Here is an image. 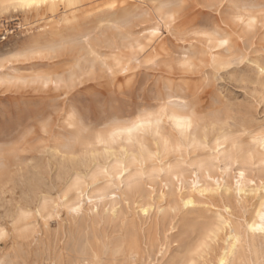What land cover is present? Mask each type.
Instances as JSON below:
<instances>
[{
	"label": "rangeland",
	"instance_id": "374dc122",
	"mask_svg": "<svg viewBox=\"0 0 264 264\" xmlns=\"http://www.w3.org/2000/svg\"><path fill=\"white\" fill-rule=\"evenodd\" d=\"M0 190V264H215L264 197V0L0 2Z\"/></svg>",
	"mask_w": 264,
	"mask_h": 264
},
{
	"label": "bare ground",
	"instance_id": "6f19581e",
	"mask_svg": "<svg viewBox=\"0 0 264 264\" xmlns=\"http://www.w3.org/2000/svg\"><path fill=\"white\" fill-rule=\"evenodd\" d=\"M52 1H60V2H64V3H66L67 5H69V6H74L75 4H76V2L78 1V0H0V2H2V3H8V2H12V3H16V5H18L19 7H22V8H28V9H30V8H32V7H35V8H37V7H39V6H42V5H45L46 3H48V2H52ZM14 5V4H13ZM117 18V17H116ZM171 120H172V122H173V124H174V126L177 128V129H179L180 130V132H182V131H188V129L191 127V125H192V119L189 117V116H185V115H177V114H173V115H171ZM146 122V121H145ZM145 122H140L139 123V126H141V127H143L144 125H145ZM124 133V132H123ZM184 133V132H183ZM127 134H131V131H129V130H127ZM99 139H101L100 137H99ZM107 139H110V138H107ZM98 140V139H97ZM109 141H111V140H109ZM108 141V142H109ZM100 142H103V140H100ZM104 144H105V142H103ZM101 144V143H100ZM106 153H108L107 151H106ZM92 154V153H91ZM85 155V154H84ZM88 156V155H87ZM135 157V156H134ZM143 158V157H142ZM145 160V159H144ZM110 164V163H109ZM61 166H63V164L61 165ZM20 178V177H19ZM41 178H43V177H41ZM13 179V178H12ZM11 179V180H12ZM22 179V178H21ZM27 179V178H26ZM44 179V178H43ZM8 180V179H7ZM19 180V179H18ZM17 179H16V181H18ZM23 180V179H22ZM24 180H25V178H24ZM38 179L36 178V182H35V185L33 184V186H31V185H29L28 184V188H27V185H26V188H27V190L26 191H24V192H22L21 193V199L23 200V202H24V204H22V205H24L26 208H28V209H30L32 206H34L35 205V203H36V205H37V201H43L44 202V199L45 198H39V194H40V192H41V188H44V187H46V182L44 183L43 182V180L42 179H40V180H38ZM47 179L45 178L44 179V181H46ZM10 181V180H9ZM27 181H29L28 179H27ZM125 181V180H124ZM19 182V181H18ZM22 183H24V182H22ZM30 183H31V181H30ZM14 186L13 187H15L16 185H15V183H12ZM11 184V185H12ZM17 184V183H16ZM5 185H7L8 186V184H5ZM10 185V186H11ZM48 186V185H47ZM12 187V186H11ZM24 186H22L21 187V189H24L23 188ZM107 188V187H106ZM5 189V188H4ZM3 189V190H4ZM16 189V188H15ZM47 189V188H46ZM9 190V192H10V189H8ZM7 190V191H8ZM20 190V189H19ZM1 191V190H0ZM44 192H46V190H43ZM5 192V191H4ZM14 192H16L15 190H14ZM20 192V191H19ZM10 193H12V192H10ZM47 193V192H46ZM3 194H5V193H3ZM6 194H7V192H6ZM97 194V193H96ZM0 195H2V192H0ZM18 195V194H17ZM40 195H42V194H40ZM3 196H5V195H3ZM9 196V195H8ZM19 197H20V195H18ZM18 196H17V201H18ZM44 196H45V193H44ZM48 196H49V194H48ZM80 198H82V197H80ZM42 199V200H41ZM86 199H89V197H87ZM109 199V198H108ZM50 199H48V201H49ZM47 201V200H46ZM47 201V202H48ZM6 202V201H5ZM19 202V201H18ZM21 202V201H20ZM1 203H2V200H1ZM1 203H0V205H1ZM6 203H8V202H6ZM97 203H98V201H97ZM40 204V205H39ZM39 206L37 207L38 209H36L37 211H39V210H43V209H45V210H47L46 208H47V206L45 205L44 206V203H40L39 202ZM49 204V203H48ZM3 205V204H2ZM6 205V204H5ZM11 205V204H10ZM190 205H192V201H191V199H186V200H183V206L184 207H187V206H190ZM6 206H8V205H6ZM3 207V206H2ZM46 207V208H45ZM73 207H75V206H73ZM72 207V208H73ZM10 208V207H9ZM13 208V207H12ZM71 208V207H70ZM71 208V209H72ZM4 209L5 208H3L2 210L4 211ZM8 209V208H7ZM6 209V210H7ZM50 209V208H49ZM48 209V210H49ZM52 209V208H51ZM50 209V210H51ZM10 210V209H9ZM8 210V211H9ZM14 210H15V208H14ZM20 210H21V208H20ZM22 210H25V209H22ZM35 210V211H36ZM44 210V211H45ZM41 211H39V215L38 216H40V212ZM43 211V212H44ZM75 211V210H74ZM74 211H72V212H74ZM15 212V211H14ZM19 212V211H18ZM27 211H24V213H26ZM29 212V211H28ZM31 212V211H30ZM30 212H29V214H30ZM42 212V213H43ZM77 212V211H76ZM75 212V213H76ZM78 212H80V211H78ZM147 212V210L146 209H143L142 210V213H146ZM17 213V212H16ZM16 213H15V215H16ZM22 213H23V211H22ZM21 213V214H22ZM32 213V212H31ZM41 213V214H42ZM18 214H20V213H18ZM33 214H34V212H33ZM32 214V215H33ZM36 214V213H35ZM44 214H45V212H44ZM11 215V214H10ZM23 215V214H22ZM25 215V214H24ZM23 215V216H24ZM26 215H27V213H26ZM31 215V214H30ZM37 215V214H36ZM43 215V214H42ZM3 215H1V217H2ZM44 216V215H43ZM0 217V218H1ZM15 217V216H14ZM14 217L12 218L13 220H14ZM20 217H21V215H20ZM42 217V216H41ZM18 218V217H17ZM5 219V216H4V218H3V220ZM7 219V218H6ZM5 219V220H6ZM7 220H9V218L7 219ZM18 220H19V218H18ZM30 220V219H29ZM23 221V220H22ZM25 221H27V220H25ZM225 221H227V220H225ZM15 222H17L16 221V219H15ZM172 222V221H171ZM170 222V223H171ZM18 223V222H17ZM170 223H168V225H171ZM158 225V226H157ZM163 224H162V222L160 223V222H158L156 225H155V230L157 231L158 229V227L159 226H162ZM163 227H165V225H163ZM243 232L242 231H238V229L232 224V223H222V224H220L219 226H215V227H213L212 229H209L208 230V235H206V238H208V239H213V238H215V237H217V234H218V232L221 230V232H222V230H224L225 231V236H226V238H225V245H224V247L221 249V247L219 248V249H221V251L219 252V254H218V256H217V259L215 260V264H260L259 263V258L258 259H255L254 258V256H256V253L255 252H253V245H252V239H253V237H254V235H255V233H259V236H261L260 235V233H263L264 232V197H263V200L261 201V203L259 204V206H258V208L255 210V212H254V216H253V219H251V220H249V221H247V222H245V224H244V226H243ZM154 230V231H155ZM222 234V233H221ZM155 235V234H154ZM219 236V235H218ZM224 236V235H223ZM223 236H222V238H223ZM263 237V236H262ZM218 238V237H217ZM221 238V239H222ZM134 239V238H133ZM131 239L130 240V242L128 243L129 244V250H130V253L132 254V255H134V256H140V255H143V254H145L146 255V257L147 258H150L152 255H154L153 254V247H154V244H153V246H152V243H150V246H149V248H147V250H144V249H142V247H141V243L137 240V239ZM224 239V238H223ZM148 240V239H147ZM214 242H215V239H214ZM213 243V242H212ZM146 244V243H145ZM207 245H208V243L207 242H205V241H201V243H200V245H198V250H197V252H195L194 253V256L196 257V256H200L199 255V253H201V252H203V250L207 247ZM256 245H258V244H256ZM261 248V247H260ZM164 250H166V249H164ZM208 250V249H207ZM159 253L161 254H164V252H162L161 250H159ZM130 255V254H129ZM205 255V254H204ZM216 255V254H215ZM161 256V255H160ZM141 257V256H140ZM1 259V258H0ZM215 259V258H214ZM133 260V259H132ZM142 260H143V256H142ZM154 261V260H153ZM204 263V262H203ZM185 264H197V262L194 260V258H190V259H188L187 260V262L185 263Z\"/></svg>",
	"mask_w": 264,
	"mask_h": 264
}]
</instances>
